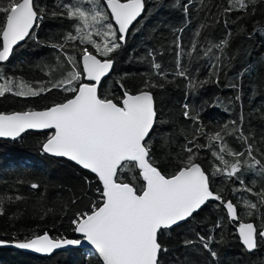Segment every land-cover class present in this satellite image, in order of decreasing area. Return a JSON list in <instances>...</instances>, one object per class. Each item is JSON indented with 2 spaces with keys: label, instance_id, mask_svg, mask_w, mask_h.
<instances>
[{
  "label": "trees",
  "instance_id": "16d2710c",
  "mask_svg": "<svg viewBox=\"0 0 264 264\" xmlns=\"http://www.w3.org/2000/svg\"><path fill=\"white\" fill-rule=\"evenodd\" d=\"M145 11L142 17L130 28L121 48L111 56L114 61L112 71L102 80L98 93L103 98L120 97L123 89L116 83L122 79L124 87L132 94L137 92L142 79L152 75L153 61L159 64L160 71L167 79L153 76L163 88L152 89L157 120L148 137L154 145L153 159L162 162V171L171 174L169 157L179 158L183 146L192 139L195 129L201 125L208 131L218 130V126L236 122L242 129L248 143L252 144L253 155L264 163V3L256 5L257 12L247 19L237 20V14H228L216 21V5L227 6L226 0H192L190 14H185L180 6L186 0H144ZM58 0H34L41 8L51 11ZM90 7V5H89ZM220 11L223 8L219 9ZM251 12V6L248 9ZM226 20L227 23H223ZM200 24H208L202 35L196 37L198 46L192 50L195 30ZM183 29V31H179ZM258 30V31H255ZM72 30L66 20L46 18L39 21L32 32L34 38H26L15 47L11 57L0 64L4 77L23 80L34 88L37 81L60 80L70 70L60 68L58 51L51 47L62 42L61 37ZM182 37L183 49L180 63L188 68L189 79L175 76L178 51L174 41ZM227 39L221 51L213 45ZM212 51L205 56V51ZM91 50V49H90ZM154 56L148 55L149 51ZM69 54L71 48L68 47ZM192 52L189 56L188 53ZM219 58V59H217ZM219 64L221 71L211 74L209 69ZM198 69V71H197ZM49 75H45V73ZM209 82L196 88H189L190 78ZM84 81V80H83ZM3 80H0V83ZM47 86H50L48 84ZM68 95L60 89L37 97H18L6 93L0 97V112L39 110L53 103L63 102ZM239 97V99H237ZM70 98V97H69ZM189 105L193 115L199 114L198 124L185 119L184 105ZM48 132H27L16 141L0 140V196H22L24 199L4 204L5 214L0 216V238L11 240L14 237L31 238L45 231L53 237L77 238L69 228V221L76 211H83L91 199H95L97 178L77 165L45 154L42 145ZM227 145L234 151L247 153V144L237 135L225 137ZM200 144L208 141L204 137ZM191 146V144H189ZM215 150H219L215 146ZM230 163L234 160L226 157ZM243 159V158H242ZM197 162L210 177L213 192H219L225 200L231 199L237 205L236 220H230L227 211L218 201H209L190 219L180 223L170 232L160 234L159 242L169 251L160 256L161 264H264V244L252 252L240 244L236 229L238 222H252L257 228L264 226V205L259 210L249 209L244 199L258 203L250 193H233L243 179L248 187L259 192L264 188V177L258 169L242 166L236 177L212 175L213 163H219L211 155V150H199ZM85 177L92 181V190L87 191ZM122 177L131 182V174ZM32 183L39 185L33 189ZM73 199L77 203L73 204ZM221 227L217 228L216 224ZM197 233L212 236L211 250L217 253L215 260L201 245L185 246L183 241H197ZM0 264H99L96 254L88 249L69 248L50 257H40L9 247L0 246Z\"/></svg>",
  "mask_w": 264,
  "mask_h": 264
},
{
  "label": "snow or ice",
  "instance_id": "6c2138e0",
  "mask_svg": "<svg viewBox=\"0 0 264 264\" xmlns=\"http://www.w3.org/2000/svg\"><path fill=\"white\" fill-rule=\"evenodd\" d=\"M226 2V7L214 6L217 22L230 13L237 14V20L247 19L256 14V5L264 3V0ZM180 6L185 14H190L192 0H186ZM250 6L251 12L248 11ZM144 8V0H58L49 11L36 5L34 0H0V62L9 59L13 46L18 42L34 38L32 30L42 19L66 20L72 26V30L61 37L62 42L50 45L58 51V67L70 66L62 79L55 82L37 81L39 87L34 88L23 80L4 77L0 73V80L4 81L0 83V97L6 93H14L18 97H37L54 89L68 94L63 102L53 103L40 111L0 112V137L15 139L26 130H51L42 145L43 152L67 158L95 174L98 184L95 199H91L83 211H76L69 221L71 231L80 234L82 239H69L66 236L53 238L45 231L42 235L34 233L31 238H0V246L50 255L86 242L94 250L99 264H161V254L169 249L159 242L160 234L170 232L181 222L190 219L210 200L220 202L230 220L238 218L237 205L211 190L210 177L197 162L199 150L207 148L211 150L212 157L219 161L212 164V175L236 177L241 173L242 166L258 169L260 174H264V163L253 155L252 144L248 143V137L244 136L235 121L218 126L215 131H208L202 125L196 128L192 139L183 146L179 158L172 161L169 157L172 171L165 174L162 171L163 163L153 159L154 145L148 139L157 117L152 89L164 87L157 84L153 76L167 79L166 74L160 71L161 66L153 61L152 75L142 79L135 94L124 87L121 82L123 78L116 81L123 89L120 97L102 98L98 93L102 78L113 67L111 56L126 42L130 25L141 16ZM220 8L223 10L220 11ZM208 27V24H200L195 30L192 50L198 46L195 38L200 37L202 30ZM181 39L177 35L174 41L178 50L175 53V76L189 79L188 68L182 66L179 59L183 51ZM227 43V39H224L213 47L223 51ZM211 51L212 47H209L204 55ZM148 55L152 57L154 53L150 50ZM188 55L191 56L192 52ZM220 71L219 64H213L209 69L211 74ZM85 78L88 82H83ZM208 82H197L192 77L188 87L194 89ZM184 109L185 119L200 123L199 114L193 115L188 104L184 105ZM232 135H237L247 144L246 157L244 152L228 147L225 137ZM199 137H204L208 143H198ZM214 145L218 146V151ZM226 157L233 158L234 162L230 163ZM123 173L131 174V182L122 177ZM85 184L87 191L84 195H87L92 190V181L85 177ZM239 185L233 188L234 194L246 192L257 197L258 203L243 200L249 209L248 215L252 216L253 210H259L258 204L264 205V188L255 192L243 179L239 180ZM31 187L36 189L39 185L32 183ZM23 199L19 195L0 196V216L5 214L6 200L16 202ZM72 203H77V200L73 199ZM261 218L264 219V216ZM216 227H221L219 222ZM238 234L243 247L249 252L264 244V229L257 228L253 223H241ZM197 237V241H183L184 245L199 244L215 260L217 253L210 246L213 237L199 233Z\"/></svg>",
  "mask_w": 264,
  "mask_h": 264
},
{
  "label": "water",
  "instance_id": "95a60500",
  "mask_svg": "<svg viewBox=\"0 0 264 264\" xmlns=\"http://www.w3.org/2000/svg\"><path fill=\"white\" fill-rule=\"evenodd\" d=\"M121 2H124V0H121ZM144 3H145V1H144ZM144 9H145V8H144ZM143 11H144V10H143ZM143 11H142V13H143ZM142 13H141V15H142ZM140 17H141V16H140ZM140 17H138L137 20H138ZM137 20H136V21H137ZM136 21H134L133 23H135ZM131 26H132V25H130L129 30H130ZM127 34H128V32H127ZM127 34H126V36H127ZM24 41H25V40H24ZM24 41H22V42H18L17 45H14V46H13V50H14L15 47L19 46V45H20L21 43H23ZM12 52H13V51H12ZM11 54H12V53H11ZM11 54H10V57H11ZM10 57H9V58H10ZM4 62H6V61L0 62V64H2V63H4ZM110 72H111V69H110L109 73L106 74V76L109 75ZM106 76H105V77H106ZM105 77H103L102 80H103ZM85 82H88L86 78H85ZM101 82H102V81H101ZM99 86H100V85H99ZM99 86H98V89H99ZM40 110H43V109H39V110H37V111H40ZM16 111H18V110L10 111V112H5V113H11V112H16ZM24 111H27V110H24ZM44 131L48 132L49 135L51 134V130H47V129H44V130L30 129V130H26L24 133L21 134L20 137H17V138H15V139H12V138H6V137H0V140L16 141V140H19L21 137H23L24 134L27 133V132H44ZM45 154H46V153H45ZM47 155H48V156H51V157H53V158L65 159V160L71 162V161L68 160L67 158L56 157V156H53V155H51V154H47ZM71 163L74 164V162H71ZM78 167H79V166H78ZM80 168H81V167H80ZM81 169H82V168H81ZM83 170H84V169H83ZM85 171L89 172L88 170H85ZM89 173H90V172H89ZM90 174H91V173H90ZM92 175L95 177V174H92ZM210 201H213V200H210ZM247 222H248V223H252V222H249V221H247ZM181 223H182V222H181ZM238 228H239V227H238ZM41 235H42V234H41ZM76 235L78 236L77 238H69V239H82V237H81L80 234L76 233ZM238 235H239V234H238ZM241 243H242V242H241ZM4 247H9V248L16 249L15 247H11V246H4ZM69 248L88 249V250H91V251L94 252V250L91 248V246L88 245L86 242L83 243V244L80 245V246H70V247H67V248H65V249H63V250H66V249H69ZM16 250H19V249H16ZM20 251L25 252V253H29V254H32V255L40 256V257H50V256L53 255V254H50V255L36 254V253L31 252V251H29V250H20ZM59 251H62V250L55 251L54 254L57 253V252H59ZM246 251H247V250H246ZM251 252H252V251H251Z\"/></svg>",
  "mask_w": 264,
  "mask_h": 264
},
{
  "label": "flooded vegetation",
  "instance_id": "af4514ba",
  "mask_svg": "<svg viewBox=\"0 0 264 264\" xmlns=\"http://www.w3.org/2000/svg\"><path fill=\"white\" fill-rule=\"evenodd\" d=\"M144 11H145V9H144ZM144 11H143V13H144ZM143 13H142V15H143ZM142 15H141V17H142ZM141 17H140V18H141ZM140 18H139V19H140ZM139 19H138V20H139ZM138 20H137V21H138ZM137 21H136V22H137ZM136 22H135V23H136ZM135 23H133L132 26H133ZM132 26H131V27H132ZM112 68H113V67H112ZM112 68H111V71H112ZM110 73H111V72H110ZM109 75H110V74H109ZM109 75H107L106 77H108ZM106 77H105V78H106ZM105 78H104V79H105ZM104 79H103V80H104ZM83 82H85V79H84ZM135 93H136V92H135ZM135 93H133V94H135ZM155 109H156V108H155ZM156 120H157V117H156ZM262 227H264V226H262Z\"/></svg>",
  "mask_w": 264,
  "mask_h": 264
},
{
  "label": "rangeland",
  "instance_id": "374dc122",
  "mask_svg": "<svg viewBox=\"0 0 264 264\" xmlns=\"http://www.w3.org/2000/svg\"><path fill=\"white\" fill-rule=\"evenodd\" d=\"M1 83H2V82H1ZM263 177H264V174H263ZM241 223H246V222H238V223H237V226H236L237 232H238V227H239V225H240Z\"/></svg>",
  "mask_w": 264,
  "mask_h": 264
},
{
  "label": "bare ground",
  "instance_id": "6f19581e",
  "mask_svg": "<svg viewBox=\"0 0 264 264\" xmlns=\"http://www.w3.org/2000/svg\"><path fill=\"white\" fill-rule=\"evenodd\" d=\"M245 249V248H244Z\"/></svg>",
  "mask_w": 264,
  "mask_h": 264
}]
</instances>
